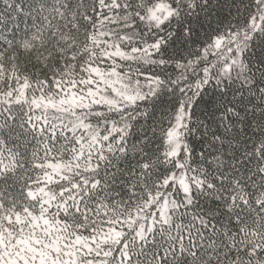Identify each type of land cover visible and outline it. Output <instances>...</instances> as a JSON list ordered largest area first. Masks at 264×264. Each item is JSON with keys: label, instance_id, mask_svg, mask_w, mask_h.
I'll list each match as a JSON object with an SVG mask.
<instances>
[{"label": "snow or ice", "instance_id": "6c2138e0", "mask_svg": "<svg viewBox=\"0 0 264 264\" xmlns=\"http://www.w3.org/2000/svg\"><path fill=\"white\" fill-rule=\"evenodd\" d=\"M4 128L0 264H264V0H0Z\"/></svg>", "mask_w": 264, "mask_h": 264}, {"label": "trees", "instance_id": "16d2710c", "mask_svg": "<svg viewBox=\"0 0 264 264\" xmlns=\"http://www.w3.org/2000/svg\"><path fill=\"white\" fill-rule=\"evenodd\" d=\"M21 27H24V25H21ZM18 134H20L19 129H16L15 132L12 134H9V131L7 128L0 129V135H3L5 137H9L10 141L14 140ZM117 166L120 168L126 169L127 167H129V164L127 161H124V162L117 161ZM116 187H117V189H119V185H117Z\"/></svg>", "mask_w": 264, "mask_h": 264}]
</instances>
